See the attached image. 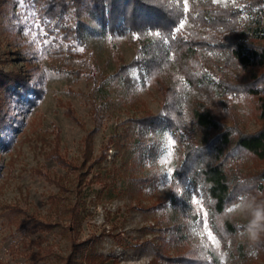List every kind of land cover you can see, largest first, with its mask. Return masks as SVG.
I'll list each match as a JSON object with an SVG mask.
<instances>
[{
	"label": "rangeland",
	"instance_id": "rangeland-1",
	"mask_svg": "<svg viewBox=\"0 0 264 264\" xmlns=\"http://www.w3.org/2000/svg\"><path fill=\"white\" fill-rule=\"evenodd\" d=\"M212 1L229 8L249 0ZM91 5L70 1L63 25L74 28L81 21L84 27L79 37L63 38L44 28L35 0H0V70L21 75L39 90L36 103L19 110L0 88L6 121L0 129V264H180L178 256L189 247L182 242L176 250L158 232L170 212L164 214L161 206L169 204L185 136L157 130L149 137L155 161L146 158L136 144L137 122L160 113L161 97L142 67L129 68L128 81L112 80L120 65L134 60L137 43L127 31L111 35ZM183 5L187 11L188 1ZM241 20L248 36L264 28V10L243 12ZM188 26L184 19L179 30ZM257 42L264 45V39ZM208 55L227 68L222 52ZM231 70V81L236 77L241 84L264 74V67ZM215 72L208 66L203 80L212 81ZM257 90L217 92L211 108L224 126L255 133L264 128L258 108L264 82ZM243 165L261 170L264 161L248 158ZM152 172L153 187L139 182ZM192 202L198 207L188 228L190 244L205 256L214 252L220 264H264V249L252 245L258 239L254 229H240L224 245L201 198L193 194ZM227 213L245 226L252 205L238 199ZM28 216L50 229L26 226Z\"/></svg>",
	"mask_w": 264,
	"mask_h": 264
},
{
	"label": "trees",
	"instance_id": "trees-1",
	"mask_svg": "<svg viewBox=\"0 0 264 264\" xmlns=\"http://www.w3.org/2000/svg\"><path fill=\"white\" fill-rule=\"evenodd\" d=\"M70 1L35 0L39 7L38 18L49 33H62L63 38L80 36L83 22L79 21L74 28L63 25ZM91 1V8L103 28L111 35L127 31L130 39L137 43L134 60L129 65H120L112 80L125 77L128 81L127 70L133 66L142 67L162 100L159 114L138 120L136 144L146 158L154 162L156 151L154 145H149L150 135L166 129L177 139L180 133L185 136L184 143L180 144L181 159L172 175L169 204L161 206L164 214L168 215L165 210L170 212L163 226L158 228L163 241L166 242L167 236L176 250L178 243L189 245L183 255L178 256V263L220 264L214 252L209 251L205 256L189 243L188 228L190 221H195L197 206L192 202L193 194L201 198L214 233L224 245L227 239L235 241L240 229L251 228L258 235L252 245L264 249V206H261L264 204V168L254 171L243 165L248 158L264 161V128L245 134L226 127L211 108L212 103H216L212 99L217 92L221 96L241 91L256 95L257 87L264 82V74L249 83L241 84L236 77V82L231 81L232 68L264 67V45L257 42V39H264V28L244 35L241 20L243 12L264 10V0H249L242 2L240 7L229 8L212 0H187V11L183 0ZM184 19L190 26L180 31ZM218 51L228 61L225 69L218 67L208 55ZM208 66L218 71L212 81L203 80V71ZM0 88L18 104L19 110L34 105L39 95L38 89L14 72L0 70ZM258 108L264 120V96L258 97ZM5 123V114L0 109V129ZM139 182L153 187L155 173ZM238 199H245L252 205V215L245 226H239L227 213ZM30 223L46 230L51 227L44 226L33 216L27 217L25 225ZM237 248L235 244L234 249ZM154 254L163 259L160 250H155ZM65 264L71 263L66 261Z\"/></svg>",
	"mask_w": 264,
	"mask_h": 264
}]
</instances>
